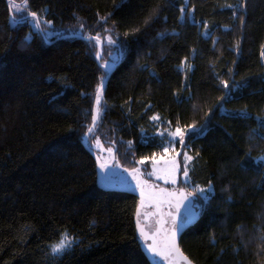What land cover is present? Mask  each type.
Returning a JSON list of instances; mask_svg holds the SVG:
<instances>
[{
  "label": "trees",
  "instance_id": "obj_1",
  "mask_svg": "<svg viewBox=\"0 0 264 264\" xmlns=\"http://www.w3.org/2000/svg\"><path fill=\"white\" fill-rule=\"evenodd\" d=\"M12 2L0 0V264H150L141 200L108 190L82 146L107 75L86 39L97 35L113 71L88 146L109 180L138 189L132 170L144 179L169 132L203 129L172 188L197 212L179 249L191 264H264V0H27L25 15ZM30 13L64 31L34 32ZM65 233L72 245L54 259Z\"/></svg>",
  "mask_w": 264,
  "mask_h": 264
},
{
  "label": "snow or ice",
  "instance_id": "obj_2",
  "mask_svg": "<svg viewBox=\"0 0 264 264\" xmlns=\"http://www.w3.org/2000/svg\"><path fill=\"white\" fill-rule=\"evenodd\" d=\"M228 7H231V5H227ZM10 8L11 10H13L16 13H27V0H24L23 6H21L20 4H17L13 2L10 4ZM180 12H181V19H185L186 17L191 20V14L189 12L186 11L185 8L181 7L180 8ZM30 15L32 16L33 20H32V25L33 27L36 29V31L38 33H47V29L42 28L41 26V19L39 17H37L36 13H30ZM16 21V17H13V22ZM43 23L45 25L50 26L51 25V21H47L44 20ZM83 27V25H81V28ZM206 27V26H205ZM207 34V32L205 33ZM31 37H26L25 38V43L30 42ZM86 39L90 40V41H95L96 44H100L101 43V39L100 37L97 36H90V37H86ZM107 42L108 44H114L115 41L112 40L111 37L107 38ZM264 54V53H262ZM109 55H111V53H109ZM97 58H99V54H97ZM104 67H107V64L103 65ZM190 69V66H189ZM226 88L228 87V84L225 83L224 85ZM102 92H103V80L101 81V84L97 87L96 90V114L93 115L92 117V123L91 126L88 127V131L85 134V138H87L88 136H91L94 132L95 129L97 127V122L99 120L100 117V112H101V108H100V102H101V96H102ZM241 116H244L246 114L241 113ZM153 121H156L159 119V117H152ZM194 132H196L197 130L195 129V127L193 126L192 129ZM203 129H200L199 132H202ZM184 132L181 130V128L179 126L176 127L174 132H169L168 135L171 136L173 138V140H175L176 137H179V140L177 141L180 144H184ZM161 135H163V133H161ZM97 144L99 145V141L97 140ZM129 147H131V142H129ZM107 151L111 154L112 153V148L107 149ZM165 151L167 152V149H165ZM115 157L113 156V159ZM192 157L188 156L187 154H185L184 156V160H185V165H184V170H183V176L185 178L188 177V166H187V162L189 160H191ZM261 160H264V156L260 157ZM140 163H144L143 160L140 161ZM156 163H158L157 161H153V168L155 169ZM173 165L175 164V162H172ZM118 166V164H117ZM99 167L102 171L106 170L109 166L106 162H101L99 164ZM178 169L176 167H173L172 169H170L168 171V179H165V183H172L173 185L177 183L176 177H175V172ZM125 171H127V169H125ZM132 175L133 178L137 180V187L140 188V195H141V207L144 206V198H145V188L142 185H146V181H141L139 180V175H140V170L139 169H133L132 170ZM149 176H153L155 175V171L153 172H149L148 173ZM162 178V177H157ZM211 190V185H209L208 189H203V188H198L196 189L197 192L199 193H204L206 191H210ZM179 196V200L182 202L183 200L187 199V196L185 195V193L183 191H180L178 194L176 192H170L166 189H160L158 194H154V196L152 198H156V197H163V199H159L157 202V209L159 210V206L162 203H171V198ZM205 199H207V197H205ZM177 207H179V203H177ZM148 214H146L147 216ZM169 216H171V213H168ZM140 216H141V211L140 208L137 209L136 212V224H137V228L138 231L140 233V236L145 239H151L153 241V243L151 245H149V250L156 256H159L161 259L166 260L168 259V257L170 255H172L173 253H176L180 256H182V253H179V249L176 246L175 243V237H176V220L175 217L172 218V229L171 232L169 234L168 230L164 228V224L166 223V221L163 219V213H160V218L157 219L155 221L156 227H155V231L149 235L148 232L145 231V227L144 225H142L141 220H140ZM164 234V239H163V243L162 245L157 241V237H159L161 234ZM262 239H264V237H262ZM72 245V240H70L68 238L67 233H65L60 241L55 244V245H51V254L53 256V258L55 259L56 257L62 255L64 252H66ZM185 264H191V261H189L187 259V257H183Z\"/></svg>",
  "mask_w": 264,
  "mask_h": 264
},
{
  "label": "rangeland",
  "instance_id": "obj_3",
  "mask_svg": "<svg viewBox=\"0 0 264 264\" xmlns=\"http://www.w3.org/2000/svg\"><path fill=\"white\" fill-rule=\"evenodd\" d=\"M20 5L23 6V3H21ZM12 12L16 15H25L26 14L24 12L16 13L13 10H12ZM39 18L41 19L42 28L47 29V33H42L45 37H47V38L56 37V36H59L64 31L62 29H58V28L53 27L52 24L50 26L45 25L43 23V21L46 20L44 18V16H40ZM32 20H33V18L29 14V15H26V17H24L21 21L28 22L29 25L31 26L32 30L34 32H37L36 29L32 25ZM29 35H30V33H29ZM108 37H111V36H108V35L105 36V43H108L107 42ZM109 59L112 63H116V61L118 60V52L113 50L111 55H109ZM192 129H193L192 127L191 128H184V129L181 128V130L185 133L184 137H183L184 144H180L177 142L179 140V137H176L175 140H173V138L168 135L167 144H166L165 148L163 149V153L156 156V157L151 158L148 161L146 168L144 169V173H143L144 179L143 180L147 182L146 185L154 184V185H157L156 187H158L160 185L161 187H164L166 189L167 188L172 189L176 186V184L179 182V180L185 179V177L183 176V170H184V165H185L184 156H185V154L190 156L188 151L184 148L185 144H186L187 136L191 133H193V134L201 133V132H199V130L197 128H195L197 130L196 132H194ZM174 131L175 130H173L171 132H174ZM165 149H167V152L165 151ZM154 160L158 162V163H156L155 169L153 168V161ZM143 161L145 162L146 160H143ZM173 161L175 162L174 165L172 163ZM190 162H191V160H189L187 162L188 169L190 167ZM173 167H176L178 169L175 172V177H176L177 183L174 185L170 182L165 183V179H168V171L170 169H172ZM153 171H155V175L149 176L148 173L153 172ZM157 177H162V178L158 179ZM202 188L208 189L209 185L207 187H202ZM211 193H212V186H211L210 191H206L204 193L197 192L198 196H200V199H202V200H206L205 197L208 198V196ZM195 205L197 206L196 203H195Z\"/></svg>",
  "mask_w": 264,
  "mask_h": 264
},
{
  "label": "flooded vegetation",
  "instance_id": "obj_4",
  "mask_svg": "<svg viewBox=\"0 0 264 264\" xmlns=\"http://www.w3.org/2000/svg\"><path fill=\"white\" fill-rule=\"evenodd\" d=\"M142 186L145 188V190L150 191L151 194L153 195L158 194L161 189L160 187L149 189L145 185H142ZM134 187H137V186L134 185ZM138 189L140 190V188ZM166 190L170 192H176L177 194L180 191H182L180 189H166ZM185 195L187 196V199L183 200L182 202L179 200V196L177 195L176 197L171 198L170 204L169 203L160 204L159 210L157 209L155 205L150 204L147 201H144V206H143L144 208H143V211L141 212L140 220H141L142 225H144L145 227V231L148 232L149 235H151L155 231V227H156L155 221L160 218V213H163V219L166 221V223L164 224V228L168 230L169 234L173 227L172 225L173 217H175V220H176V224H175L176 230H178L179 224L184 225L185 223L192 222L193 219L195 218L194 215L196 213V208L194 206L193 200L186 193ZM156 198L158 200L163 199V197H156ZM177 203H179V207H177ZM168 213H171V216H169ZM146 214L148 215L146 216ZM163 239H164L163 233L159 237H157V241L161 245L163 243ZM152 243L153 241L151 239L144 240V245L147 246L148 250H149V245H151ZM154 256L156 257L157 261L161 264H164L165 262H168L170 260V256L166 260L161 259L159 256H156V255Z\"/></svg>",
  "mask_w": 264,
  "mask_h": 264
},
{
  "label": "water",
  "instance_id": "obj_5",
  "mask_svg": "<svg viewBox=\"0 0 264 264\" xmlns=\"http://www.w3.org/2000/svg\"><path fill=\"white\" fill-rule=\"evenodd\" d=\"M98 46H99V51H98L99 58H97V56H96V62L107 73L106 78L103 81V90H104V88L106 87V84H107V82H108V80H109V78L111 76V73L113 71V66L112 65H107V67H104L103 66L104 64H100V59H101V55H102V42L100 44H98ZM102 96H103V92H102ZM102 96H101V101H102ZM96 107H97V105H96V102H95V104L93 106V109H92V117H93V115L96 114ZM91 123H92V119H91ZM85 134H84V136L82 138V146L91 155V157L95 161V163L97 165V168H98V171H99V175H100V179L102 181V184L110 191L131 194V195H134V196L138 197L141 200V195H140V190L139 189H130V188H127L126 186H124L122 184L116 185V184L112 183L109 180L106 171L105 170L102 171L100 169V167H99V164L101 163L100 158L88 146V138L90 136L85 138ZM139 180L143 181L142 179H139ZM161 189H165V188L161 187ZM153 196L154 195L151 194L150 191L145 190L144 201H147L150 204H153V205H155L157 207L158 199L157 198H152ZM194 216H195V218L193 219L192 222L185 223L184 225H180V224L178 225V230L176 232V237H175V243H176V246L178 247V249H179V238H180V235L183 233L184 229L187 226L191 225L192 223H194L196 221L197 212L195 213ZM137 230H138V228H137ZM138 233H139V231H138ZM139 235H140V233H139ZM140 238H141V236H140ZM144 240L145 239L141 238L140 246H141V249H142L143 253L145 254L148 262L150 264H161V263H159L157 261L156 257L148 250L147 246L144 245ZM179 253H181L180 249H179ZM183 257H184L183 255L180 256V255H178L176 253H173L172 255H170V260L168 262H165L164 264H185V261H184Z\"/></svg>",
  "mask_w": 264,
  "mask_h": 264
}]
</instances>
